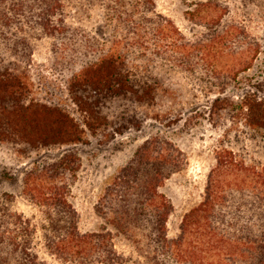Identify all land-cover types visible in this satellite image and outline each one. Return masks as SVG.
<instances>
[{
	"label": "rangeland",
	"instance_id": "rangeland-1",
	"mask_svg": "<svg viewBox=\"0 0 264 264\" xmlns=\"http://www.w3.org/2000/svg\"><path fill=\"white\" fill-rule=\"evenodd\" d=\"M261 102L264 0H0V264H264Z\"/></svg>",
	"mask_w": 264,
	"mask_h": 264
},
{
	"label": "trees",
	"instance_id": "trees-1",
	"mask_svg": "<svg viewBox=\"0 0 264 264\" xmlns=\"http://www.w3.org/2000/svg\"><path fill=\"white\" fill-rule=\"evenodd\" d=\"M102 80L104 81L105 79L103 77L98 76V74H97L96 77H95V81H94L93 85L94 86H98V85L102 84ZM8 86H11V85H8ZM18 89H21V88L19 87ZM259 107L262 110V112H264V102L259 103ZM61 117L64 118V116H62V115H61ZM57 121H59V120L57 119ZM63 134H65V131H64V129L61 128V130L59 131L58 135L62 136ZM67 134L68 133H66L65 135H67ZM42 138L43 137H38V139H42Z\"/></svg>",
	"mask_w": 264,
	"mask_h": 264
}]
</instances>
